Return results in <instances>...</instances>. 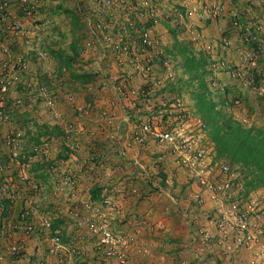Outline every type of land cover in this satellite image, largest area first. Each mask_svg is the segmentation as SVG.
Masks as SVG:
<instances>
[{
    "label": "rangeland",
    "instance_id": "obj_1",
    "mask_svg": "<svg viewBox=\"0 0 264 264\" xmlns=\"http://www.w3.org/2000/svg\"><path fill=\"white\" fill-rule=\"evenodd\" d=\"M82 1L83 0H79L78 3L86 10V17L90 18L93 22L102 21L106 27L103 33H108L113 38H117V40L119 38H125L124 42H126L128 46L131 45L135 53L138 54L136 58L141 65L149 64L148 59L152 57H150L139 44L136 47L131 39H129V41L126 39L134 35L136 37L141 32L139 29L128 31L127 26L128 24L132 25V23L142 25L144 22H147L149 18H152L153 26H151V29L159 40L158 48L153 51L156 55H154L152 63L150 64V67L153 65L150 73L152 75H150L151 78H153L157 71L158 76L154 77H159L157 80H154L155 78H153V81L150 80L153 88L155 84H157V88L167 85L169 80L172 79V76L176 78L178 73L180 74V70L177 68L179 59L175 60L172 54L165 53V49L171 50L172 48V37L169 35L166 22L174 26H177V24L182 26L188 24L187 29L183 32L184 34L180 35L179 38L191 40L195 44L197 50H202L208 54L211 63H213L212 69H214V76H217L219 80V82L213 84V88L227 87L241 94L240 97L242 99H239L240 101H238L235 106L224 108V111L235 120L241 121L247 127L256 126L264 128V0H124L125 3L123 7L119 4L120 8L112 7L113 4L110 6L108 4L105 5L100 0ZM114 1L117 5L118 0ZM60 2L63 5L65 4V0H46L43 2V10L40 11V19L43 22L49 21L41 38L43 46L46 49L48 48V50H51L49 49V44L45 45L43 39H46L47 36L52 38L50 33L51 28H57L59 34H55L56 36H53L54 39L50 41V43L56 41L55 44L58 43L62 48H68L75 36L82 34L80 27L77 29L72 27L70 20L66 17V10L63 9L59 11L55 8V4ZM136 3L142 4L138 11L131 8L134 7L133 5ZM215 4L220 6V13L217 16L212 12ZM75 6V2L72 4L70 2L69 6L65 4L64 7L71 9L75 8ZM82 20L83 23L87 25L84 18ZM89 28L91 29V27H87L89 34L83 46L85 47L83 54L87 52L86 54H88V56L81 58L83 61L79 60L78 66H82L83 64L87 66L91 65L92 68L87 71H91L96 75L95 84L98 85L104 81L111 84L114 82H123L124 77L130 75L131 78L134 77L135 80L131 79L132 82H129V84L131 83L129 89L135 90L138 94L141 93L140 90L145 84L144 79H147L148 75L144 72H135L130 61L132 60L131 56H118L117 60L111 54H109L110 57H105V55L102 54L100 45H97V48L94 47L95 44H97L98 35H101L102 31H97V35H94ZM258 29L260 31H258ZM58 38L60 39L58 40ZM92 40H95L93 45L91 44ZM256 51H260V55L257 57V54L254 55ZM162 54H166L165 61L163 62L161 58ZM167 61L170 66L165 64ZM58 62L59 61L55 59L56 66ZM119 65H121V67ZM38 66V64L33 62L31 65L32 69L30 68V73L28 75L29 78L34 76L39 77V74L44 72V70L42 71ZM227 67H230V69H228L229 71L234 70V74L231 72L228 73L229 71H226ZM84 70L86 71V69ZM240 71L244 73H239ZM161 72L163 73L161 74ZM255 73L260 74V81H255L257 85H255L254 80L251 79L254 78ZM134 75H136V77ZM233 79L236 80L234 81ZM162 89L163 87L152 91V95L148 94L149 98L154 99L155 103L161 102L162 98L168 97L166 92L161 91ZM95 90L100 91V89ZM19 95V90H13L11 93L12 98H17ZM248 95H251L249 99L254 102L252 106L249 105L245 99ZM178 98L181 99L180 102L186 109L187 119L190 121V129L187 130V137H184V139L189 140L188 144L192 142L193 149H190L187 153V160L189 159L187 163H183L184 158L178 156L177 152L172 149L170 145H162L157 142L150 143L154 145L156 150L165 152L164 159L157 158L152 161L155 170L152 169L151 172L157 176V181H154L150 187L152 193H159L165 196L170 195L178 210H182L181 206L178 205L179 201L173 197L184 198V201L187 202L188 205L185 208L186 210L184 209V215L192 218L193 231L191 232L190 245L193 247L191 251L195 259H205L210 252H213L212 246L220 243L221 249L220 251H215V253L218 252V254L221 255L224 253V256H226L225 259L228 256L234 257L235 255L237 256V254L241 255L243 251H246L250 255L243 258L245 264L246 261H248V264H264L263 256H259L258 250L236 248L233 244V238L230 237L226 239L223 236L221 237L216 226L221 220L225 219L224 216L228 214L231 203L245 196L248 202L257 206L256 208L260 211L258 212L261 215L260 218L257 219H259V225L264 227V190H252L251 193L247 195L244 192V184L248 180L245 179L246 177L244 174L235 172L234 170L232 171V169H229L231 171L229 174H224L222 172L221 167L227 166V164L216 159L214 145L208 135V131L203 128L201 117L195 111L191 96L183 93ZM136 102L139 106L141 102L139 97ZM32 104L34 103L30 104L26 102L21 107L12 106L9 110L11 112L10 115H21L24 114V112H26V114H32V112L37 110H39V113L41 112L42 116H47L46 112H48L49 115L51 114L44 102L41 103V105L36 104L32 106ZM124 107V113L133 117V120H138L145 115V111H142V113L138 115L137 112H132L133 109H130V106L127 105ZM143 108H145V106L140 109ZM24 109L26 111H24ZM152 111L157 115L154 109H152ZM136 115H138V117H136ZM18 121L19 120H14L12 126L17 127V125H19ZM44 122L45 123L38 126L44 124L52 126V124H55V122L51 120H46ZM35 128L34 123H29L19 129L21 132H33ZM113 130V127L110 128L111 132H113ZM189 136H193V138L189 139ZM54 145L59 148L60 152H63L65 149L63 143H54ZM157 154L161 153L158 152ZM146 166L149 167L148 165ZM227 167L229 168V166ZM137 172L143 178L149 177L140 173L138 169ZM248 176L247 178H251V175ZM202 179H205L212 185L211 191L208 189L209 185L206 182L203 183L204 180ZM228 179L233 180V184L226 190H219V187L222 186V182ZM236 180H239V182H236ZM61 188L62 187L54 189V191L57 192V194L60 192L64 194L66 189L63 191ZM214 189L217 194L212 192ZM59 197H61L59 200L64 205V203H66L64 201L65 195H59ZM118 205L119 204L116 203L117 207ZM46 207H48V205H46ZM81 212H83V210L80 207L75 210V214H79L77 218L80 220V223L87 227V219L89 217L86 216V213ZM193 212L196 214L194 215ZM120 214L121 209L119 214L112 217V226L114 223H117V216ZM49 215L53 216L52 214ZM92 218L93 217L90 218L91 221ZM207 230L209 233L211 232L210 234L213 236L211 239L213 243L209 241L207 246L211 247H209L206 254L200 255L198 249L199 247L204 248L203 234ZM87 232H84V234H87ZM90 233H88V236L93 235L99 237L92 231H90ZM39 239L42 240L41 238Z\"/></svg>",
    "mask_w": 264,
    "mask_h": 264
},
{
    "label": "built area",
    "instance_id": "obj_2",
    "mask_svg": "<svg viewBox=\"0 0 264 264\" xmlns=\"http://www.w3.org/2000/svg\"><path fill=\"white\" fill-rule=\"evenodd\" d=\"M45 0H0V122L7 123L10 121L9 105L21 107L26 102L35 103L42 101L46 104V108L51 114L57 113V93L55 92L57 85L64 81L63 75L67 74L68 70L63 68L49 66L47 64L51 61V53L43 46L41 41L42 35L49 24V21L43 22L40 19L39 8L43 6ZM105 5H112L114 0H100ZM122 4L124 0H120ZM121 6L123 7V5ZM142 5V4H141ZM140 4H134V7L141 8ZM132 6V5H130ZM220 6L215 4L213 7V14L217 16L220 13ZM138 15V13L136 12ZM84 20L87 27H91L94 35L95 31H102L98 35L97 44L100 45L105 53L113 52L117 56H131V64L135 71L144 72L147 74L150 71V64L154 57V49L158 48L159 40L154 34L151 27L143 29L140 32L141 47L150 59L149 64L141 65L136 56L134 48L128 46L124 42L125 38L117 40L108 33H103L106 27L102 21L93 22L84 14ZM258 31H260L258 29ZM45 35V34H44ZM131 36V35H130ZM128 41L133 37L126 38ZM124 43V45L122 44ZM260 55V51H256L254 55ZM106 55V54H104ZM35 62L41 64L44 72L38 76L28 77L31 65ZM169 66L168 61L165 62ZM63 73V74H61ZM48 80L51 81L50 87L46 84ZM131 76H125L123 82L113 84L102 82L100 89L105 91L109 85L118 100L126 103L128 106L133 105L138 97L135 90H130ZM13 90H20V96L12 98L11 93ZM95 90V89H94ZM89 92H93V87L88 88ZM143 110L145 115L135 123L132 132L127 135H121L118 129H114L110 141L115 146H125L121 148V158H127V148L129 147H143L150 142H157L162 145L171 146L178 156L184 158L183 163H187V153L193 149L192 142L188 144L189 140H185L187 130L190 129V121L187 119L186 109L180 100L173 103V108L176 109L175 115L169 114L165 109L161 110L157 115L152 111L150 99L143 94ZM67 101L73 105V112L75 115H83L85 111L93 108L92 104L80 106L76 104V96L73 92H67L65 95ZM124 105V106H127ZM131 108V107H130ZM117 112L113 108H101L100 116L101 121L109 126L115 128V121L117 120ZM163 115H169L167 121H163ZM170 125V126H169ZM71 131L76 129L79 132L84 131L83 125H71L68 127ZM85 133V132H83ZM24 134L15 130L11 132L5 140L6 145L9 147L8 160L6 164L0 165V172H5L4 186L1 189V195L5 194L15 204L27 194L24 206L21 209L20 219L11 221L10 219H3L0 224V249L12 255L13 257H22L26 254L27 242L31 238H41L48 243V254L50 256H58L56 264H67L68 260L76 254H81L85 250L82 244L79 246L75 243L66 245L63 243L62 234L59 230L53 228L54 217L51 215L39 214V205L37 198L41 192L38 184L32 180L30 176V169L32 162L39 158L41 155H47L46 150L41 146L32 148L31 154H26L22 149ZM190 137V136H189ZM191 136L189 139H192ZM74 148H78V144H74ZM135 167L140 170L148 178H151L153 173L151 170L139 160H135ZM17 171V176L25 186V191L18 189L17 184H14L13 177L8 175L7 172L13 170ZM224 174H229L230 170L227 166L221 167ZM203 183L209 185L208 189L211 191L212 185L205 179ZM65 184L72 185L69 178L66 179ZM233 180H226L222 182L219 190L228 189ZM132 192L138 194V191L133 188ZM214 194L216 190L212 191ZM104 208L95 206L91 203L85 205L87 217H89L87 228L89 231L97 234L99 237L98 242L95 244L97 253L107 260H117L118 264H129V251L133 248V239L122 230H116L114 225L111 224V219L114 215L120 213V207L116 206L110 198L104 202ZM256 205L248 202L247 197H242L231 203L228 214L224 216L216 224L218 232L221 237L233 238V244L236 248H249L258 250L259 256L264 259V227L259 225L260 214ZM257 210V211H256ZM259 211V212H258ZM1 214V212H0ZM79 217V214H75ZM95 216V218H94ZM91 217L92 221H91ZM258 232V233H256ZM211 233V232H210ZM207 230L203 235V247H199L198 252L200 255L206 254L210 246L208 242L211 241L213 236ZM5 243V248L2 244ZM208 247V248H206ZM0 251V253H3ZM4 255L0 254V260H3ZM44 264V263H40Z\"/></svg>",
    "mask_w": 264,
    "mask_h": 264
},
{
    "label": "crops",
    "instance_id": "obj_3",
    "mask_svg": "<svg viewBox=\"0 0 264 264\" xmlns=\"http://www.w3.org/2000/svg\"><path fill=\"white\" fill-rule=\"evenodd\" d=\"M86 53L81 54V58L88 56ZM102 54H107V57H110L109 54L115 55L113 52L105 53V51ZM81 58L80 61H83ZM115 58L117 60L118 57ZM38 65V68L44 69L40 63ZM49 66H56L53 55L52 60L47 64V67ZM119 66L121 67V65ZM81 68L88 70L92 66L83 64ZM134 76L136 77V75ZM67 78L68 75H66V82L64 80L55 85L56 88H54L57 93L56 115H49L46 112L47 116H42L41 112L39 113L37 110L32 114H26V112L21 115L13 114L10 115L9 122H0V165L6 164L8 160L9 147L5 143L8 135L15 130L20 131L19 128L26 124H35L36 128L33 132H22L24 134L22 149L28 155L32 153V148L35 146H41L47 152V155H41L32 162L33 170L38 169L41 173L45 172L48 177L47 181L40 179L38 181L43 186L37 198L39 214H52L57 218L54 228L61 232L63 242L66 245L78 243V246L82 244L85 248L81 254L70 258L67 264H118L117 260H107L97 254L95 244L99 238L93 235L88 236L90 231L75 216V210L78 207L86 213L84 205L94 200L95 189H100L98 193L101 196L106 195L116 200L121 208V214L117 216V223H114V228L129 234L133 239V248L128 253L129 264H245L243 258L250 255L248 252L243 251L241 255L237 254L234 257L227 255L228 257L225 259L224 253L222 255L218 252L215 253L217 250L220 251V243L212 246L213 252H210L205 259H195L191 251L193 247L190 245L191 232L193 231L192 218L184 215V209L188 205L184 198L173 197L179 201L178 205L181 206L182 210H178L170 195L150 193L146 198H141L133 194L126 195V191L118 189L117 184L123 180L128 189L136 185L145 188V192L149 191L143 177L138 174L133 161L142 160L150 167H148L150 170H155L152 161L157 158L164 159L165 152L156 150L154 145L150 144L151 142L143 147L127 148V160L116 158V155L107 152V141L109 142L112 132L109 126L107 128L106 124L101 121L100 109L105 106V108H113L117 112L115 129L117 128L121 135L132 132L137 121L124 113V105L127 104L118 100L112 88L108 87L106 92L96 91L94 88L98 89L99 85L94 83L92 84L93 95H90L87 91L90 85L74 84ZM132 79L135 80L134 77ZM67 92L75 93L77 105L92 104L93 108L85 111L83 115H75L73 105L65 98ZM40 102H35L32 106L43 103ZM136 105L137 102L131 105L130 109H134ZM24 111L26 110L24 109ZM140 111L145 110L139 108L137 112ZM132 112L134 111L132 110ZM14 120H19L17 127L12 126ZM43 120L54 121L55 124L52 126L60 127V131L51 129L47 134H42L43 131L37 130V127L45 123ZM69 124L83 125V132L85 133L76 129L71 131L67 128ZM76 142L78 144L77 150L71 149L70 147L74 148ZM54 143H63L65 145L64 151L60 152ZM123 147L125 146H119V150ZM158 152L161 154H157ZM105 154L113 155L109 157V161H111L109 165L104 164L105 166H102L101 164L100 169H95L93 164L87 165V159ZM11 172L9 171L7 174L12 176ZM33 176L36 177V173L33 172ZM36 178L38 179V177ZM67 178L70 179L72 185L65 184ZM53 186L54 189L59 187H62L63 191L66 189L65 193L57 194L54 189L52 191ZM45 190L46 192H44ZM59 195H65L64 201L66 203L64 205L59 200L61 199ZM16 206L18 211L22 209L23 204L18 201L10 209H14ZM0 212V220L11 219L9 214H4L3 207L0 208ZM47 246L48 243L45 240L32 238L27 242L26 254L22 257H13L0 249L3 252L0 254L5 257L0 260V264H56L58 256H50ZM2 248H5V243L2 244Z\"/></svg>",
    "mask_w": 264,
    "mask_h": 264
},
{
    "label": "trees",
    "instance_id": "obj_4",
    "mask_svg": "<svg viewBox=\"0 0 264 264\" xmlns=\"http://www.w3.org/2000/svg\"><path fill=\"white\" fill-rule=\"evenodd\" d=\"M50 1H55V0H50ZM78 1L79 0H65V4L67 6L70 5V2L71 4L75 2L76 4L75 8H71V9L65 8L64 7L65 4L63 5L61 2L55 4L56 5L55 8L58 9L59 11L63 9L66 10L67 11L66 17L70 20L72 27L74 29L80 27L82 30V34L79 36L76 35L74 40L70 42V46H68V48L66 47L62 48L61 46H59L58 43L55 44L56 41L50 43V41L54 39L53 36H56L55 34H59L57 28H51L50 33L52 35V38H49L47 36V38L43 40L45 45L49 44V49H51L49 51L51 55L55 57L56 61H59L58 65L55 67L59 69L65 68L68 70V74L62 76L65 82H66V75H68L67 79L71 83L80 84L82 86L83 85L91 86L92 83H96L95 82L96 75H94L91 71L89 72L87 70L85 71L83 68L78 66L79 60L81 58V54H83V50L85 49V47H83L84 42H86L85 40L87 39L89 34L87 30V25H85L82 20L84 18L83 15L84 14L86 15L87 12L85 9L81 7V5H79ZM119 4H122L120 0H118L117 5L116 3H113L112 7L120 8ZM132 9H134L135 11L139 10L138 7ZM42 10H43V6L39 8V11ZM166 23H167L166 26L168 28L169 35L172 37V48L171 50L165 49V53L172 54L175 60L179 59L177 68L180 70V74L178 73V76L176 78L172 76L171 77L172 79L169 80L167 85H163L157 88L156 87L157 84H155L153 88L151 81H153V78H155L154 76H158V71L155 73L153 78H151L152 75L150 73L152 71V67H153L152 65L150 67V71L147 73L148 78L144 79L145 84L140 90L141 92L140 93L141 95L139 96V99L141 100L140 105L138 106L137 104L133 109V111L137 112L139 108L143 107L142 105L143 100H145L143 98V94H146V96L149 98V95H152V91L163 87L161 91L167 93L168 96L166 97L167 99L164 97L162 98L161 102L155 103L154 99L149 98L150 101H152L150 105H153V109L157 114L161 110L163 111V109H165L167 113L172 114L173 116L175 115V111H176V109L173 108V103L176 102V100L181 101V99H179L178 97H180L183 93L190 95L191 99L194 102L195 111L203 121V128H205L208 131V135L210 136L211 141L214 145V150L216 152V159L225 162L227 166H229L230 170L232 169V171L234 170L235 172H241V174L245 175L246 178L245 177L244 178L247 179L248 181H246L244 184L245 186L244 192L247 195L250 194L252 190H256V189L264 190V128H259L256 126L247 127L241 121L235 120L231 115L227 114L224 111V108H227L228 106H235V104L238 101H240L239 99H242L240 97L241 94L237 91L234 92L232 89L230 90L227 87L213 88V84L215 82L216 83L219 82V80L217 76H214V71H213L214 69H212L213 63H211L208 54H206L202 50H197L195 44L191 40L189 39L185 40L179 38L180 35L184 34L183 32L187 29L188 24L185 26H182L180 24L174 26L169 24L168 22ZM151 26H153V20L152 18H149L148 21L144 22L142 25L138 23L136 24L132 23V25L128 24L127 28L128 31L130 30L133 31L136 29L142 31L143 29L145 30L149 29ZM59 39L60 38H58V40ZM94 41L95 40H92L91 42L92 45ZM139 41H140V35L138 34V36H136V43L139 44ZM122 44L124 45V43ZM165 55L163 54L161 55L162 62L165 61L166 58ZM228 69H230V67H227L226 71H229ZM230 72L234 74V70H230L228 73ZM242 72L243 71H240L239 73ZM162 73L163 72H161V74ZM48 79L49 78L46 79L47 80L46 84L48 85V87H50L51 81ZM157 79H159V77H156L154 80ZM251 79L254 80V84L257 85V82L260 81V74L255 73L254 78ZM250 87L253 88L252 86ZM50 88L54 90V88L52 87ZM92 93L89 92L88 94L93 95ZM250 97L251 95H248L245 99L247 100V103H249V105L252 106L254 102L251 99H249ZM11 107L12 106L9 105L10 109ZM141 113H142L141 111L137 112L138 115ZM138 115H136V117H138ZM141 118L142 117H140L136 121H139ZM167 119H169V115H163V121H167ZM51 129H54L57 132L60 131V127L57 126L42 125L40 127H37V130L43 131L42 134H47L48 131H50ZM32 138L36 139L35 137ZM107 144L108 145L106 151L111 152L112 154L116 155V158L120 159L121 149L119 150V146H115V145L111 146L110 140L109 142L107 141ZM112 154H105L104 156H93L91 159H87V163H88L87 165L93 164L95 169H100L101 164L102 166H105L106 164L108 165L110 164L111 161H109V157H112L113 156ZM125 160H127V158ZM33 172L36 173V177H38V179L35 176H33ZM4 173L5 172L2 171L0 174V208L2 209L3 207V210L5 211L4 214L7 213L10 215L9 217L11 218L10 219L11 221L14 220L17 221L18 219H20L22 210L17 211V206L14 209H10L12 206L16 204L12 202L7 195L5 194L1 195V189L5 184ZM29 173L32 180H34L38 184L39 188L42 189L43 186L38 181L39 179L41 181L42 180L47 181L48 180L47 174L45 172L41 173L38 169L33 170L32 166ZM11 175L13 177L14 184H17L18 189L21 191H25V186L22 182H20L15 168H13ZM248 175H251V178H247L249 177ZM143 180L149 188V191L148 190L146 191L147 193L144 190L145 188L143 187L140 188L139 186L136 185H133V187H130L129 189L126 188V184L123 182V180H121V182L117 184V187L122 191H126L125 192L126 195L132 194V188H135L138 191L137 196L141 198H146L150 193H152L150 187L152 186L154 181H157V176L153 174L150 179L147 177V178H143ZM236 182H239V180H236ZM53 189L54 186L52 188V191ZM46 190L48 189L46 188ZM98 190L100 189H95V192L93 194L94 200L91 201V204L104 208L106 207L104 205L105 204L104 202L108 197L106 195L101 196L98 193ZM26 196L27 194L24 195L20 200L21 204L25 202ZM114 201L115 203H117L116 200ZM1 222L2 220H0V224ZM54 224L55 222L53 223V225ZM210 243H213V241H211ZM77 255L79 254H76L75 256Z\"/></svg>",
    "mask_w": 264,
    "mask_h": 264
},
{
    "label": "clouds",
    "instance_id": "obj_5",
    "mask_svg": "<svg viewBox=\"0 0 264 264\" xmlns=\"http://www.w3.org/2000/svg\"><path fill=\"white\" fill-rule=\"evenodd\" d=\"M140 35V34H139ZM133 37V40H132V42H134V44L136 45V47L138 46V44L136 43V37H135V35L134 36H132ZM139 46H141V41H139ZM95 48H97V46H94ZM102 52H103V49H102ZM104 55V54H103ZM115 56L116 57H118L116 54H115ZM105 57H107V54L105 55ZM51 58H52V55H51ZM169 66H170V64H169ZM81 67V66H80ZM119 83H121V82H119ZM92 84H94V83H92ZM118 84V83H117ZM92 86V85H91ZM100 86H101V84H99V87H98V89H100ZM93 87V86H92ZM108 87H110V88H112L111 86H108ZM107 87V88H108ZM100 91H102L101 89H100ZM116 96V95H115ZM137 101V100H136ZM39 102V101H38ZM42 102V101H41ZM104 108H105V106H104ZM107 109H108V107H107ZM9 110H10V108H9ZM49 111V110H48ZM115 129V128H114ZM111 142V141H110ZM111 146H113V144H112V142H111ZM71 149H73V150H77V148H72V147H70ZM141 161V160H140ZM135 161H133V163H134ZM132 190H133V188H132ZM132 194H134L133 192H132ZM134 195H138V194H134ZM108 198H110V197H108ZM111 200H113V202H115L114 201V199H112V198H110ZM86 205V204H85ZM85 205H84V210H85ZM119 207V206H118ZM121 209V208H120ZM54 217V216H53ZM55 218V217H54ZM56 221V218L54 219V222ZM53 228H54V225H53ZM55 229V228H54ZM32 239V238H31ZM63 240V239H62ZM64 243V242H63ZM71 244V243H70ZM47 248H48V246H47Z\"/></svg>",
    "mask_w": 264,
    "mask_h": 264
}]
</instances>
